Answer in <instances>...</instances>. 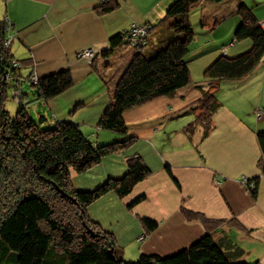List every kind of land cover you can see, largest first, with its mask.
<instances>
[{
	"label": "crops",
	"instance_id": "0c3cea01",
	"mask_svg": "<svg viewBox=\"0 0 264 264\" xmlns=\"http://www.w3.org/2000/svg\"><path fill=\"white\" fill-rule=\"evenodd\" d=\"M113 1L118 6L100 14L94 9L100 0H5L0 15L12 23L14 39L10 52L22 60L29 72L34 69L35 74L43 75L64 68L72 72V86L46 102L38 100L45 112L53 118L77 123L88 138L100 142L118 136L97 124L109 100L108 88L113 87L133 51L128 52L117 73L113 71L116 65L113 57L98 56L99 69L95 70L86 61L77 59L75 53L89 47L98 52L108 46L110 35L132 22L148 21L154 25L165 18L173 0ZM227 1L218 2L216 8H209L206 2L194 6H200V23L205 30H213L210 35L222 19L233 18L229 35L223 39L224 46L219 52L217 48L207 54L202 63L204 68L223 51L231 56L251 45L247 39L234 40L233 32L239 21L234 11L239 0ZM244 1L261 22L264 0ZM207 17L213 22H208ZM108 61L111 65L104 66ZM217 86L221 106L212 117V129L205 136L201 134L195 146L184 137L182 129L189 113L176 114L200 95V88L195 85L124 111L129 132L138 138L123 155L139 152L152 169L148 177L134 186L128 198L140 193L146 197L129 209L124 200L108 191L88 206V213L114 233L126 257L133 258L141 252L170 254L202 235L205 225L197 219H186L180 210L184 204L208 217L223 219L214 227V238L228 237L243 247L241 258L264 263V173L257 166L260 149L255 135L257 129L264 130V58L247 76L221 80ZM259 107L262 115L257 117ZM123 155H106L91 169L73 174V185L91 189L110 176L122 175L126 170ZM165 161L170 163L179 187L165 170ZM242 175L260 176L256 197L250 194ZM142 214L158 221L149 233L144 232L139 219Z\"/></svg>",
	"mask_w": 264,
	"mask_h": 264
},
{
	"label": "trees",
	"instance_id": "16d2710c",
	"mask_svg": "<svg viewBox=\"0 0 264 264\" xmlns=\"http://www.w3.org/2000/svg\"><path fill=\"white\" fill-rule=\"evenodd\" d=\"M220 1L173 0L165 18L151 24L139 44L133 45L126 28L110 35L108 46L96 52L90 62L95 70L99 69L98 56L110 59L128 45L134 51L113 87L108 88L109 100L97 124L121 135L103 142L88 138L77 123L53 118L45 112L38 100L46 102L72 86V72L64 68L36 74V81L31 78L34 69L25 76L21 74L20 68L27 66L22 62L19 67L12 66L14 56L3 40L8 36L13 40V30L11 22L0 16V264H264L258 259L241 258L244 249L236 241L214 238V227L223 219L208 217L184 204L180 206L184 217L199 220L205 225V232L175 252H141L135 260L126 259L114 233L88 213V206L108 191L124 200L129 209L146 197L140 193L128 198L152 169L139 152L123 155L138 138L129 132L125 110L195 85L200 88V95L176 114L193 115L183 131L192 133L202 126L205 136L221 106L218 81L241 79L264 58V26L252 8L239 0L234 11L239 21L233 36L236 41L249 40L250 47L231 56L223 51L205 67L202 83L192 80L186 58L194 36L189 12L198 3ZM117 6L116 1L105 0L94 9L102 14ZM110 65L108 61L104 66ZM6 72L10 78L5 77ZM23 80L34 87L32 97L41 105L37 106V119L29 111L30 92L21 87ZM9 97L17 101L14 116L5 106ZM255 135L260 149L257 166L264 173V130L257 129ZM109 154L123 155L126 170L122 175L110 176L91 189L73 185V172L83 173ZM164 167L179 187L170 163L165 161ZM259 177L246 176L243 181L253 197L258 192ZM138 216L145 233L157 227L155 218Z\"/></svg>",
	"mask_w": 264,
	"mask_h": 264
},
{
	"label": "rangeland",
	"instance_id": "374dc122",
	"mask_svg": "<svg viewBox=\"0 0 264 264\" xmlns=\"http://www.w3.org/2000/svg\"><path fill=\"white\" fill-rule=\"evenodd\" d=\"M102 1L103 0H100V2H102ZM228 1H227V3H229ZM4 2H5V0H0V15H1V12H2L1 10L4 9V4H5ZM206 3H207V5H209L208 6L209 8H216L217 7L216 5H218L216 2H206ZM226 8H228V7H226ZM199 9H200V6L199 7H194L189 12L190 23H191V27H192L193 32H194V36H193V39H192V41L190 43L191 49H190V51L188 52V54L186 56V58L188 59L189 67H190L191 78H192V80H194L196 82H198V81H200L201 79L204 78L203 71H204L205 68L203 67L202 63L204 62V59L206 57H208L207 54H209V52H214L213 50H217V48H218L217 52H219L220 48L222 49V47L224 46V45H222V43L224 42L223 39L227 38V36L229 35L228 29L230 27V22L233 20V18L231 16H230V18L227 17L225 20L222 19L219 22V24L217 25L218 27L215 28V31L213 33L214 36H213V34L210 35L213 30H205L203 28L204 26L201 25V23H200V15H199V12H198ZM235 17H237V16H235ZM206 20L208 22L209 21L213 22V19L211 17H207ZM169 21H168V23H169ZM142 23H146L145 25L147 27H149L151 25V23L148 22V21L147 22H142ZM10 24L12 25V23H10ZM262 25L264 26V24H262ZM11 40H12V38H11ZM234 40L236 41V39H234ZM10 44H11V42H10ZM215 46H217V47H215ZM213 47H215V48H213ZM89 48H91L90 49L91 51H88L87 55L89 53L90 54L92 53V55L89 54L91 56V57L89 56L90 59H88V57H84L83 55L79 54V52L83 51L84 48L80 49L79 51H77L75 53V57L77 59H82V60H84V61H86L87 63L90 64V62L96 56V51H94V48H92V47H89ZM124 49H127V50L125 51ZM130 50L134 51V48H132L131 46L128 45L125 48H122L120 50L119 54H116L115 56H113V59H116V65L113 68V71H115V73L118 72V68H121L122 64L124 63V58L128 56V52ZM122 53H123V56H121ZM214 56L215 55H213L211 58H213ZM217 57H215V58H217ZM214 59H212L211 62ZM12 62H16L17 63V64L12 65L13 67H19L21 65L20 62H22V60H19L18 58H16L14 56L11 59V63ZM20 70L22 72L21 74H23L24 76L27 75L28 72H29V69L27 67H23V66L20 68ZM5 77L6 78H10V75L8 73H5ZM21 87L24 90H28V92H30L29 100H31V101L28 102V104H29L28 108H29V111L32 114V116L35 119H37L38 118V113H37L38 102H37V99H33V97H32L33 96L32 92L34 91V87L32 85H28V82L26 80H23L21 82ZM5 106L10 111L11 115L14 116V112H15V109L17 107L16 99L9 97L5 101ZM185 118H187L188 122H189L193 118V115H190V114L185 115ZM183 132H184V137L188 140V142L191 145L195 146L196 143L198 142V140L200 139L201 134L203 133V127L202 126L197 127L192 133H187L185 131H183ZM110 133H113L114 135H118V136L121 135L120 133L114 132V131H110ZM113 140L114 139H111V141H113ZM74 173L75 172H73L72 174H74ZM124 257L126 259H130V260H135L137 258V256L132 258V257H126L125 255H124ZM247 260H249V259H247ZM250 260H253V259H250Z\"/></svg>",
	"mask_w": 264,
	"mask_h": 264
},
{
	"label": "built area",
	"instance_id": "2783aa9c",
	"mask_svg": "<svg viewBox=\"0 0 264 264\" xmlns=\"http://www.w3.org/2000/svg\"><path fill=\"white\" fill-rule=\"evenodd\" d=\"M103 1H105V0H103ZM5 20L10 23V21L7 18H5ZM9 23H8V25H10ZM261 23L264 24V19L262 20ZM145 24L146 23L132 22L126 27V35L131 40L133 45H135L136 43H138V44L142 43V39H143V37L145 36L147 30L150 27V26L147 27ZM10 41H11V36H8L7 38H5L3 40L4 46L5 47L8 46L10 44ZM90 49L91 48H84L83 51L79 52V54L83 55L84 57H88V59H90L89 56L92 55V53L91 54L89 53L90 55L89 54L87 55L88 51H91ZM11 64L14 65V64H17V63L16 62H12ZM6 73L9 74V72H6ZM31 78H32L33 81H36V78H37L36 74H33L31 76ZM14 94H17V92L15 91ZM256 115H257V117H260L262 115V110H261L260 107L257 109ZM241 179H242V181H245L246 180V176L242 175Z\"/></svg>",
	"mask_w": 264,
	"mask_h": 264
}]
</instances>
